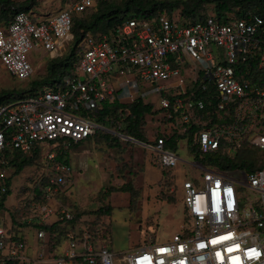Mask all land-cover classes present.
<instances>
[{
  "label": "built area",
  "instance_id": "1",
  "mask_svg": "<svg viewBox=\"0 0 264 264\" xmlns=\"http://www.w3.org/2000/svg\"><path fill=\"white\" fill-rule=\"evenodd\" d=\"M101 1L106 0H70L40 22L17 12L0 28V66L15 80H32L28 54L37 50L50 60L65 55L73 19ZM132 83H150L142 96L160 97L165 130L158 132L155 144L143 146L168 171L179 158L178 148H167L165 141L177 137L189 165L200 171L182 182L183 229L158 242L147 231L144 237L150 242L119 253L104 240L94 242L86 228L74 226L66 232V248L53 258L55 264H264V161L252 160L250 172L202 162L218 151L230 156L264 151V20L251 12L227 23L212 15L192 22L179 11L162 12L127 20L97 38L87 35L70 75L27 97L0 103V196L6 191L7 157L32 158L39 150L50 162L56 147L65 153L98 131H112L95 115L105 103H135ZM125 87L128 93L122 92ZM189 137L198 158L189 154ZM70 173L67 164L51 167L45 184L37 182L39 196L33 192L23 206L25 221L37 226L38 240L46 237L38 226L57 216L64 222L73 217L55 197ZM10 230L0 226V258L24 262V241Z\"/></svg>",
  "mask_w": 264,
  "mask_h": 264
},
{
  "label": "rangeland",
  "instance_id": "2",
  "mask_svg": "<svg viewBox=\"0 0 264 264\" xmlns=\"http://www.w3.org/2000/svg\"><path fill=\"white\" fill-rule=\"evenodd\" d=\"M69 1L42 0L47 8L42 14L62 10ZM36 4L37 0L33 5ZM212 14L213 5L205 4L199 8L197 16ZM0 16L10 20L12 14L7 9L4 13L0 12ZM65 46L67 48L68 43ZM28 59L35 64L33 79L46 75L50 55L33 50ZM31 81L15 80L0 69V93L20 92L27 89ZM131 87L133 99L151 105V112L145 115L144 122L148 139L152 141L156 132L165 130L161 122L160 97L157 93L142 96L141 91H147L150 83H132ZM122 92L128 93L129 88L125 87ZM106 133L107 139L97 132L91 139L66 150L65 158L71 173L62 187L59 203L68 207L72 215L75 213L80 217L75 224L77 228H86L92 235H98L114 252L126 253L132 246L150 242L144 237L147 231H152L153 241L170 240L182 231L185 222L182 182L184 178L200 172L189 165L192 162L185 152L184 143L181 141L178 145L176 167L163 175L156 153L143 145L131 144L115 134ZM248 154L252 160L264 161V151L252 150ZM44 157L43 153L18 173L11 166L5 167L10 192L4 208L0 209V226L10 228L24 241L27 260L20 264H55L53 258L61 255L66 248L65 236L55 239L46 236L38 240L37 228L25 221L23 206L29 201L35 184L51 170L50 166H45ZM123 186L133 190L132 203L129 193L119 190ZM96 237H93L94 242ZM0 264H5L1 258Z\"/></svg>",
  "mask_w": 264,
  "mask_h": 264
},
{
  "label": "trees",
  "instance_id": "3",
  "mask_svg": "<svg viewBox=\"0 0 264 264\" xmlns=\"http://www.w3.org/2000/svg\"><path fill=\"white\" fill-rule=\"evenodd\" d=\"M35 0H24L22 3L12 4L10 0H0V12L4 13L7 9L11 12L12 17L17 12H29L30 7L33 6ZM205 4H212L214 7V14L212 16L222 23H227L232 20L240 19L251 12L264 20V0H106L99 2L94 9L75 17L72 22L71 34L72 39L69 43V49L65 55L59 58L51 59L47 64L46 75L36 79H32L29 83V87L22 91L2 92L0 93V103L11 101V99H22L35 93L42 85H52L57 82L63 76H68L72 73L73 64L79 59L83 49L84 40L87 35L92 38H97L102 34L112 33L116 27L121 26L125 21L134 18H147L159 15L162 12H166L169 15L174 11H179L183 17L188 18L192 22L203 20L206 16H197L198 10ZM208 16V15H207ZM1 17V16H0ZM11 17V19H12ZM2 19L8 20L1 17ZM7 22V23H8ZM6 23V24H7ZM124 109L129 111L128 115H125ZM151 112V106L146 105L140 100H137L131 105H121L117 102L108 104L105 103L102 109L97 112L96 121L100 122L103 126L118 130L121 134L134 138L139 142L148 144H155L159 138V133L156 132L154 139L151 141L148 139V134L145 130V115ZM124 115V116H123ZM121 119V121H119ZM123 119V120H122ZM97 133V132H96ZM95 133V134H96ZM104 139L108 138L107 133L100 132ZM94 134V135H95ZM94 135L92 137H94ZM91 137V138H92ZM89 138V139H91ZM87 139V140H89ZM179 138L170 137L166 139L165 146L175 151L177 147V141ZM82 143V142H81ZM81 143L72 145L77 146ZM188 151L190 155H194L198 158L197 149L191 144V138L188 140ZM55 158L47 162L45 166L54 167L56 164H67L68 160L65 158V154L61 147L54 149ZM16 155V154H15ZM40 156V151L37 150L32 158H23L16 155L14 157H7V165L15 169L18 173L23 166L30 164L34 159ZM202 162L207 165H211L220 170H230L236 167L244 168L250 172L254 170L252 165V159L248 152L243 151L237 155L230 156L220 151L206 155ZM6 165V166H7ZM5 166V167H6ZM45 167V168H46ZM162 170V174H168L169 172ZM47 174V173H46ZM41 185L45 184L44 175L38 181ZM120 191L127 192L130 195V203L134 201L133 190L128 186H123ZM9 185L6 181V191L0 197V209L4 208V202L9 195ZM40 194L37 189V183L32 189V193ZM62 191L56 194V200L59 203V196ZM28 203V201L26 202ZM25 203V204H26ZM57 208L55 204H52ZM105 210H108L105 209ZM104 210V211H105ZM58 217L52 220L51 223L38 226L39 229L44 230L50 238H60L65 236L66 232L72 227L76 226V222L80 220L77 214H73V217L69 221H60ZM36 228L37 226L34 225ZM61 234V235H60ZM95 241H101L98 235H93ZM104 237V236H103ZM99 239V240H98ZM103 241V239H102ZM56 256V255H55ZM5 264H20L17 261H7Z\"/></svg>",
  "mask_w": 264,
  "mask_h": 264
},
{
  "label": "crops",
  "instance_id": "4",
  "mask_svg": "<svg viewBox=\"0 0 264 264\" xmlns=\"http://www.w3.org/2000/svg\"><path fill=\"white\" fill-rule=\"evenodd\" d=\"M10 1H12V2H15V3H22V2H24V0H10ZM38 1V4H36V5H33L32 6V8L29 10V15L31 16V18L34 20V21H36V22H40V21H44V20H47V19H49V18H51L52 16H54L57 12H59V11H56L55 13H44V14H42V12H43V10L44 9H47L46 8V6L43 4V2H42V0L40 1V0H37ZM8 21L6 20L5 21V19H2L1 17H0V28H4L5 26H6V23H7ZM33 65H35V64H33ZM0 69L1 70H3V71H5L4 69H3V67H1L0 66ZM52 218L49 220V222L48 223H51L52 222ZM46 236L48 237V238H50V236L46 233Z\"/></svg>",
  "mask_w": 264,
  "mask_h": 264
},
{
  "label": "water",
  "instance_id": "5",
  "mask_svg": "<svg viewBox=\"0 0 264 264\" xmlns=\"http://www.w3.org/2000/svg\"><path fill=\"white\" fill-rule=\"evenodd\" d=\"M110 133H112V134H115V135H117L116 133H114V132H112V131H109ZM122 139H125V140H129V138L127 137V136H125V135H119ZM138 144H140V145H143V143H141V142H139V141H136Z\"/></svg>",
  "mask_w": 264,
  "mask_h": 264
}]
</instances>
